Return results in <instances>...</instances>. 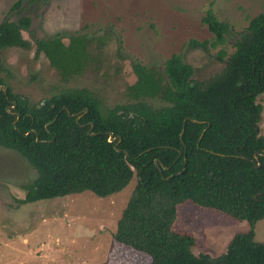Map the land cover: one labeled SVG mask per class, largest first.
Listing matches in <instances>:
<instances>
[{"label":"trees","instance_id":"trees-1","mask_svg":"<svg viewBox=\"0 0 264 264\" xmlns=\"http://www.w3.org/2000/svg\"><path fill=\"white\" fill-rule=\"evenodd\" d=\"M202 22L211 38L190 39L186 45L205 52L224 46L228 22L210 9ZM19 23H0V50L30 48L19 32L30 27V18ZM66 37L67 43L59 33L35 39V55L43 53L63 82L92 66L98 70L96 51L106 44L107 33ZM233 47L230 54L217 49L213 61L221 65L202 80L193 79L195 68L179 54L167 58L162 71L135 61L137 79L127 88L131 100L107 113L84 88L62 89L44 103L32 102L11 90L10 73L0 61L5 87L0 91V148L36 174L21 186L20 202L84 190L104 197L134 175L115 241L145 253L150 264H264V241L254 237L256 222L264 218L262 106L256 101L264 93V8L250 18ZM84 108L88 112L77 118L74 114ZM187 201L245 221L248 230L237 232L219 255L194 254L193 235L172 227L177 206Z\"/></svg>","mask_w":264,"mask_h":264},{"label":"rangeland","instance_id":"rangeland-1","mask_svg":"<svg viewBox=\"0 0 264 264\" xmlns=\"http://www.w3.org/2000/svg\"><path fill=\"white\" fill-rule=\"evenodd\" d=\"M17 2L23 15L31 19L30 29L23 33L27 40L56 33H107L101 70L88 71L68 86L90 89L109 108L124 100V88L135 81L130 69L133 61L162 71L164 61L179 54L195 68L193 79L202 80L215 73L221 65L213 61L217 49L223 47L230 54L235 38L264 8V0H0V21L16 18L12 6ZM209 9L219 20L228 22L226 43L209 52L191 49L186 45L190 39L202 41L212 36L202 22ZM33 52L34 45L28 52L6 49L0 53V61L14 74L12 91L37 101L56 92L59 81L43 56L32 62ZM33 66L40 72L38 80L31 82L26 71ZM256 101L262 106L259 127L264 136V93ZM35 175L29 164L0 148V264H150L148 255L113 238L135 185L134 175L122 189L104 197L84 190L20 202L21 186ZM172 227L193 235L194 254L215 256L225 250L237 232L247 231L249 226L187 201L177 206ZM254 233L256 241H264V218L256 222Z\"/></svg>","mask_w":264,"mask_h":264},{"label":"flooded vegetation","instance_id":"flooded-vegetation-1","mask_svg":"<svg viewBox=\"0 0 264 264\" xmlns=\"http://www.w3.org/2000/svg\"><path fill=\"white\" fill-rule=\"evenodd\" d=\"M20 6H21V3H19L16 7H14V5L12 6V7H14V8L12 9V10H13V11H12V14L15 13V15H16V18H14V20H12V19H10V18L4 19V20H5V21H8L9 23L12 22L15 26H19V25H20L19 20H20L21 18L28 17L27 15H23L22 7L20 8ZM14 11H15V12H14ZM21 12H22V15L18 16L17 14H18V13H21ZM4 20H2V21H4ZM30 20H31V19H30ZM2 21H0V23H1ZM30 27H31V23H30ZM30 27H29L27 30L24 29V28H22V27L19 28V32H20L22 38L25 39V37L23 36V33H24V32H28V30L30 29ZM29 33H30V32H29ZM29 33H28V34H29ZM56 34H57V33H56ZM48 37H50V36L43 37V38H48ZM62 37H63V41H64L65 43H67V42H68L67 37L64 36V35H62ZM39 39H40V38H39ZM108 39H109V38H108V35H107L106 44H104V46L99 47V48L97 49V51H96V54L99 55V56H100V59H101L99 69L96 70V69L92 66V67L89 68V70L87 69V70H86L85 72H83L81 75H78V77H73V78H71L70 80H68L67 82H63V81L60 79L59 73L57 72V70H56L53 66H51L49 60L45 57V55H44L43 53H40V54H38V55H35V44H34L35 39H32L33 41H31V40L28 39V41H29V43H30V45H31L29 49H22V48H17V49H19V50H21V51H27V52H28V51L31 49L32 45H34V52H33V55H32V58H33L32 62L34 63V60L38 59L40 56H43V57L46 59V61H47L48 65H49V67H50L51 69H53L54 72L56 73V75H57V77H58L59 85H58V87H57V91L54 92L52 95H49V96L44 97V98H41L40 100H37V101L33 100V99H32L29 95H27V94H22V95H23L24 97L30 99V101H32V102H41V103H44V101H45L47 98H49V97H51V96H53V95H56V94L59 93L62 89H66V88H78V89L80 88V89H82V87H76V86L70 87V86H68V84H69L71 81H73V80H75V79H77V78H79V77H82V76H83L85 73H87L88 71L93 72V73H97V72H99V71L101 70L102 65H103V63H104V56H103L102 53H103V50H104V49L106 48V46H107ZM26 40H27V39H26ZM65 40H67V41H65ZM10 48H16V47H8V48H5V49H2V50H0V53H2V51H4V50H6V49H10ZM134 63H135V61H133V62L130 64V69H131V72L133 73V75L135 76V81H134L132 84H130V83L127 84L126 87L124 88V89H125V90H124V100H123L122 102L116 103V104H114L112 107L109 108V106L105 105V104L102 102V100H101V99H100L95 93H93L90 89H87V90L89 91V93H90L92 96H94V97L97 99V101H99V103H100V108H101L105 113H107L108 110L114 108L116 105H122V104L125 103L126 101L131 100L130 97H129V95H128L127 88L133 86L134 83L136 82V79H137L135 73L133 72V64H134ZM142 64H143V63H142ZM4 65L6 66V70L10 73V77H8V78H7L6 75L4 74V76L6 77L7 83H8L9 86H10V81H11V79L14 77V74H12V70L10 69V66H9L8 64H6V63L4 62ZM148 66H149V65H148ZM151 67H154V66H151ZM39 72H40V71H39V70H36L34 66H33V67H30V68L26 71L27 80L29 81V80L31 79V82L37 81V80H38V76H39ZM0 86H2V85H0ZM60 86H61V87H60ZM10 88H11V86H10ZM84 89H86V88H84ZM11 90H12V88H11ZM14 107H15V106H14ZM14 107L12 106V108H14ZM84 109H87V108H84ZM84 109H83V113H81V114H74V115H76L77 118L83 116L85 113L88 112V109H87V111H85ZM67 111H68V110H67ZM74 115H73V116H74ZM54 120H55V118H54ZM92 127H93V125H92V123L90 122V128H92ZM108 132H109V131H108ZM112 134H113V133H112ZM112 136H113V135H112ZM113 137H114V136H113ZM114 138H115V137H114ZM119 141H120V138H118V141H117V142H119Z\"/></svg>","mask_w":264,"mask_h":264},{"label":"water","instance_id":"water-1","mask_svg":"<svg viewBox=\"0 0 264 264\" xmlns=\"http://www.w3.org/2000/svg\"><path fill=\"white\" fill-rule=\"evenodd\" d=\"M5 91V87L4 86H0V91ZM15 106V104L13 105V107ZM85 111H87V109H84ZM93 125V124H92ZM204 132V131H203ZM203 132L201 133V135L203 134ZM108 135H109V138H108V141L109 142H112V141H114L115 140V138L112 136L113 134H112V132L111 131H109L108 132ZM201 135H200V137H201ZM200 137H199V139H200ZM255 157H256V154H255ZM256 159H257V157H256ZM258 160V159H257ZM156 162V161H155ZM260 165V162H259V160H258V163H257V166H259ZM165 168V167H164Z\"/></svg>","mask_w":264,"mask_h":264}]
</instances>
